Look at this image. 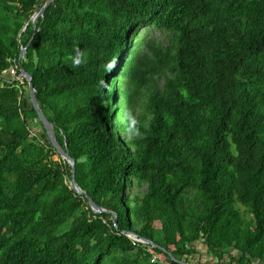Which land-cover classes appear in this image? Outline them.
Instances as JSON below:
<instances>
[{
	"label": "trees",
	"instance_id": "1",
	"mask_svg": "<svg viewBox=\"0 0 264 264\" xmlns=\"http://www.w3.org/2000/svg\"><path fill=\"white\" fill-rule=\"evenodd\" d=\"M45 1L0 0V264H264V0Z\"/></svg>",
	"mask_w": 264,
	"mask_h": 264
},
{
	"label": "water",
	"instance_id": "2",
	"mask_svg": "<svg viewBox=\"0 0 264 264\" xmlns=\"http://www.w3.org/2000/svg\"><path fill=\"white\" fill-rule=\"evenodd\" d=\"M52 0H46L44 2V4L39 8V10H37L36 12H34L30 19H33V22L35 21V19L43 13L45 7L51 2ZM27 22L24 23V25L22 26L21 30L19 31V35L21 34V32L25 29V26H26ZM28 43L25 45V46H21L20 47V50L18 51L19 52V56L23 53V51H25L26 47H27ZM19 77H24L26 79V82H27V89H28V95H29V99H30V102H31V105L33 107V109L35 110L36 114H37V117L39 119V121L41 122V127L38 128V131L40 132H44L46 137L48 138L49 142L51 143V145L57 150V152L59 153V155L64 159L66 160V162L70 165L71 167V174H70V181H69V184L71 186V188L79 193V194H82L86 197L87 201H88V204L90 205L91 209L95 210L96 212H102L104 211L102 208H100L99 206L95 205L93 203V201L87 197L86 193L84 191H82L79 186L77 185L76 181H75V178H74V160L73 158L69 155L66 147H62L56 140L55 136H54V133H53V128H52V125H51V122L45 117V115L42 113L40 107L38 106L37 104V101H36V98H35V94H34V87H33V84H32V81H31V75L29 73H27L25 70H23L22 68H20V72L19 74L17 75L16 78H19ZM113 214V220L115 221L116 219V214L115 213H112ZM125 234H127L128 236H131L133 238H136L140 241H143V242H149L151 243V245H154V246H157L155 243H153L152 241H150L149 239H146V238H143V237H140V238H137L133 233H131L130 231H123ZM199 240H196V243H198ZM162 250H164V248L160 247ZM168 255H170L168 253ZM170 258L174 261H176L177 263L179 264H191V263H188L187 261L185 260H176L174 259L173 257L170 256ZM258 264V263H256Z\"/></svg>",
	"mask_w": 264,
	"mask_h": 264
},
{
	"label": "rangeland",
	"instance_id": "3",
	"mask_svg": "<svg viewBox=\"0 0 264 264\" xmlns=\"http://www.w3.org/2000/svg\"><path fill=\"white\" fill-rule=\"evenodd\" d=\"M150 34L153 37H159V35L156 32H153V33L150 32ZM237 206H239L240 211H241V213L243 215V218L249 219L250 218V214L246 211V208L243 205H241V204H237ZM198 243H196V244H198ZM199 251L203 252V254L205 253V250H204L203 246H202V248L199 249ZM209 257H210L209 254L194 255V256L189 257L188 262L191 263V264H195V263L200 262V261L201 262H203V261L207 262V261H209Z\"/></svg>",
	"mask_w": 264,
	"mask_h": 264
},
{
	"label": "built area",
	"instance_id": "4",
	"mask_svg": "<svg viewBox=\"0 0 264 264\" xmlns=\"http://www.w3.org/2000/svg\"><path fill=\"white\" fill-rule=\"evenodd\" d=\"M8 73H10V74H14V73H15V70L11 67V68L8 70ZM177 264H179V263H177Z\"/></svg>",
	"mask_w": 264,
	"mask_h": 264
},
{
	"label": "clouds",
	"instance_id": "5",
	"mask_svg": "<svg viewBox=\"0 0 264 264\" xmlns=\"http://www.w3.org/2000/svg\"><path fill=\"white\" fill-rule=\"evenodd\" d=\"M76 62L79 63L80 62L79 59Z\"/></svg>",
	"mask_w": 264,
	"mask_h": 264
}]
</instances>
